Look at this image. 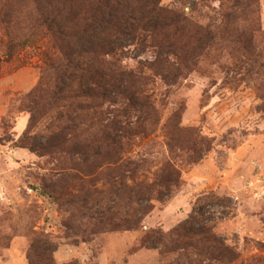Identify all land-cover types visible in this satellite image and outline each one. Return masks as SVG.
<instances>
[{
    "label": "rangeland",
    "instance_id": "obj_1",
    "mask_svg": "<svg viewBox=\"0 0 264 264\" xmlns=\"http://www.w3.org/2000/svg\"><path fill=\"white\" fill-rule=\"evenodd\" d=\"M223 1L161 0V4L206 21L203 15L216 16ZM29 14L30 7L20 0H0V264H30L31 240L41 231L56 237L57 264H188L178 252L139 244L153 231L170 234L201 201L208 203L213 233L240 253V264H264V0H260L258 37L261 56L255 61L244 63L234 46L221 43L198 51L194 66L176 80L154 75L147 88L152 97L147 119L132 110L134 122L143 117V132L127 145L124 140V161H135L127 181L152 183L168 163L181 175L179 186L164 192L163 200L153 196L150 213L135 230L106 231L85 240L65 227L81 221L75 219L76 204L67 198L79 185L87 191L109 187L112 167L103 159L87 160L66 149L50 152L43 147L60 131L70 137L66 125L77 117L69 109L70 91L48 109L42 105L54 100L45 62L58 52L47 31ZM11 43L17 46L8 57ZM125 45L121 53L125 68L136 69L140 61L155 58L150 46L142 50L130 42ZM122 106L103 101L75 141L88 138L92 145L99 143L102 123L111 110ZM175 123L187 132L182 138L197 142V152L181 148ZM71 163L86 171L83 180L46 194L57 172ZM131 206L136 208L135 203ZM66 231L73 236L65 238Z\"/></svg>",
    "mask_w": 264,
    "mask_h": 264
},
{
    "label": "trees",
    "instance_id": "obj_2",
    "mask_svg": "<svg viewBox=\"0 0 264 264\" xmlns=\"http://www.w3.org/2000/svg\"><path fill=\"white\" fill-rule=\"evenodd\" d=\"M20 1L30 7V19L47 31L58 52L56 58L45 62H48V82L55 91L54 100L42 105L48 109L61 99L62 93L70 91L68 98L73 103L69 109L73 108L77 117L66 125L70 137L60 131L50 136L43 147L50 152L66 149L67 153L77 154L82 159H103L112 167L109 187L87 191L84 185H79L76 193H70L72 196L67 199L76 204L75 219L81 221L66 224V229L84 240L106 231L135 230L150 213L149 201L153 196L163 200L164 192L179 186L181 175L167 163L159 170L156 181L128 183V173L135 161H124V147L144 129L143 117H137L134 122L132 110L147 119V109L152 105L147 88L154 75L167 81L176 80L183 70L194 66L200 50L223 43L234 46L245 58L241 60L244 63L259 58L260 0H224L216 16L203 15L206 21L194 19L181 9L165 7L161 0ZM197 4L194 1L193 5ZM126 42L142 50L149 46L154 48V60L140 61L136 69L125 68L121 53ZM16 46V43L9 44L8 57ZM106 100L112 106L122 103L125 107L111 110L107 122L102 123L103 136L99 143L92 145L88 138L75 141L80 138V128L87 129L90 115ZM33 103L35 106L38 103L35 97ZM174 129L179 135L178 143L183 142L181 148L193 154L197 152L193 138H182L186 130L177 123ZM70 142L75 143L72 148L68 146ZM169 142L171 146L173 141ZM192 159L197 161L195 155ZM98 166L96 164L95 169ZM85 172L83 167L71 163L57 172L44 192L53 195L57 187L66 188L76 179L82 181ZM133 203L136 208L131 206ZM204 203L201 201L193 214L170 234L153 231L141 239L139 246H163L166 253L178 252L180 257L185 256L188 264H240V253L213 233L205 208L208 203ZM73 235L66 231L65 238ZM55 238L44 231L36 232L28 250L29 263L57 264L54 252L59 244Z\"/></svg>",
    "mask_w": 264,
    "mask_h": 264
}]
</instances>
